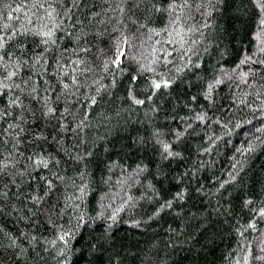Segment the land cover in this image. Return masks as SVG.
Listing matches in <instances>:
<instances>
[{
    "label": "trees",
    "instance_id": "16d2710c",
    "mask_svg": "<svg viewBox=\"0 0 264 264\" xmlns=\"http://www.w3.org/2000/svg\"><path fill=\"white\" fill-rule=\"evenodd\" d=\"M0 45V264H264V0H0Z\"/></svg>",
    "mask_w": 264,
    "mask_h": 264
},
{
    "label": "snow or ice",
    "instance_id": "6c2138e0",
    "mask_svg": "<svg viewBox=\"0 0 264 264\" xmlns=\"http://www.w3.org/2000/svg\"><path fill=\"white\" fill-rule=\"evenodd\" d=\"M0 46H2V45H0ZM65 87H66V86H65ZM155 87L159 88L160 85H159V84H156ZM41 162L43 163V161H41ZM44 166H45V167L47 166L46 163L44 164Z\"/></svg>",
    "mask_w": 264,
    "mask_h": 264
},
{
    "label": "rangeland",
    "instance_id": "374dc122",
    "mask_svg": "<svg viewBox=\"0 0 264 264\" xmlns=\"http://www.w3.org/2000/svg\"><path fill=\"white\" fill-rule=\"evenodd\" d=\"M141 50L144 52V50H145L144 45H142Z\"/></svg>",
    "mask_w": 264,
    "mask_h": 264
}]
</instances>
